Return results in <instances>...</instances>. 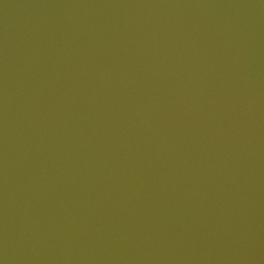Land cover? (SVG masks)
Returning a JSON list of instances; mask_svg holds the SVG:
<instances>
[{
    "label": "water",
    "instance_id": "1",
    "mask_svg": "<svg viewBox=\"0 0 264 264\" xmlns=\"http://www.w3.org/2000/svg\"><path fill=\"white\" fill-rule=\"evenodd\" d=\"M0 264H264V0H0Z\"/></svg>",
    "mask_w": 264,
    "mask_h": 264
}]
</instances>
